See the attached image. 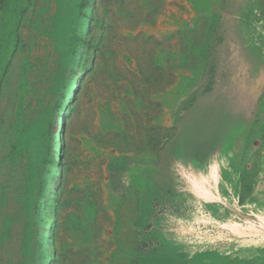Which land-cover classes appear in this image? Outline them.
Returning <instances> with one entry per match:
<instances>
[{
    "label": "rangeland",
    "instance_id": "1",
    "mask_svg": "<svg viewBox=\"0 0 264 264\" xmlns=\"http://www.w3.org/2000/svg\"><path fill=\"white\" fill-rule=\"evenodd\" d=\"M0 264H264V0H0Z\"/></svg>",
    "mask_w": 264,
    "mask_h": 264
},
{
    "label": "trees",
    "instance_id": "2",
    "mask_svg": "<svg viewBox=\"0 0 264 264\" xmlns=\"http://www.w3.org/2000/svg\"><path fill=\"white\" fill-rule=\"evenodd\" d=\"M115 133H117V132H115Z\"/></svg>",
    "mask_w": 264,
    "mask_h": 264
}]
</instances>
